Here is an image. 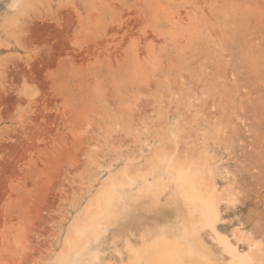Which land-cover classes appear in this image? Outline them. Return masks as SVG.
<instances>
[{
  "label": "rangeland",
  "instance_id": "rangeland-1",
  "mask_svg": "<svg viewBox=\"0 0 264 264\" xmlns=\"http://www.w3.org/2000/svg\"><path fill=\"white\" fill-rule=\"evenodd\" d=\"M184 157L217 196L192 239L262 264L264 0H0V264L119 263Z\"/></svg>",
  "mask_w": 264,
  "mask_h": 264
},
{
  "label": "bare ground",
  "instance_id": "bare-ground-1",
  "mask_svg": "<svg viewBox=\"0 0 264 264\" xmlns=\"http://www.w3.org/2000/svg\"><path fill=\"white\" fill-rule=\"evenodd\" d=\"M180 159L178 158L177 160ZM170 160L173 161L174 159ZM184 160H182L183 162L180 160L182 163H172L173 169L171 165H168L169 169L170 167L172 169L170 171H173L170 180H167L168 182L165 184L152 186L154 191L150 189V196L154 204H156V199L159 198L157 197L158 192L166 194V201L176 210L174 225L144 227L145 221L151 216H145L142 212H138L136 217H134L135 222H137L135 227L137 234L134 235L133 241L126 235L124 236L120 249L123 253L118 255L119 263L117 264H161L162 261H180L183 264H224V262L217 261L202 248H199L200 245L198 246V243L190 235L194 231L195 226L199 228L201 218L206 220L210 218L213 207L217 205V196L215 195L213 182L211 183V179L208 180V177H206L210 175V171L206 169L208 164L204 166L202 163L188 160L186 157H184ZM105 203V199L93 203L90 202V206L85 211L88 222H82L81 224L85 225L81 227H89L91 215L96 211L103 212ZM156 206L158 205L156 204ZM126 225L124 223L123 227ZM80 231V227L72 229L64 241L66 246L73 243ZM186 243H188V246H186ZM169 251L173 254L164 255V253ZM93 254L95 258L94 262L86 260L82 264H100V261H98L99 255L97 253ZM262 255L261 257L251 255L254 258L252 260L251 258L246 259L236 254V258L238 259L233 264H261ZM105 264L112 263L107 262Z\"/></svg>",
  "mask_w": 264,
  "mask_h": 264
},
{
  "label": "snow or ice",
  "instance_id": "snow-or-ice-1",
  "mask_svg": "<svg viewBox=\"0 0 264 264\" xmlns=\"http://www.w3.org/2000/svg\"><path fill=\"white\" fill-rule=\"evenodd\" d=\"M173 254L172 252H166L164 253V255H171ZM161 264H183V262L180 261H162ZM262 264H264V262H262Z\"/></svg>",
  "mask_w": 264,
  "mask_h": 264
}]
</instances>
